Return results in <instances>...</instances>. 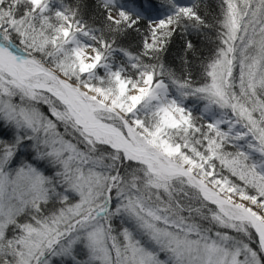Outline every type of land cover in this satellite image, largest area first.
<instances>
[{"label": "snow or ice", "instance_id": "obj_1", "mask_svg": "<svg viewBox=\"0 0 264 264\" xmlns=\"http://www.w3.org/2000/svg\"><path fill=\"white\" fill-rule=\"evenodd\" d=\"M0 264H264V0H0Z\"/></svg>", "mask_w": 264, "mask_h": 264}]
</instances>
